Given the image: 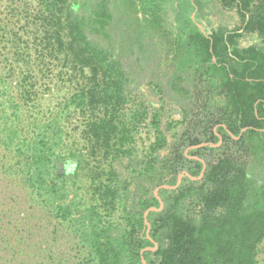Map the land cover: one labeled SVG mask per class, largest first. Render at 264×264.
I'll return each mask as SVG.
<instances>
[{
	"label": "trees",
	"instance_id": "1",
	"mask_svg": "<svg viewBox=\"0 0 264 264\" xmlns=\"http://www.w3.org/2000/svg\"><path fill=\"white\" fill-rule=\"evenodd\" d=\"M209 8L238 22L203 30ZM247 36L257 41L243 45ZM144 126L155 138L140 149ZM217 132L216 153L185 152ZM190 155L205 158L202 177L164 187L184 170L200 175ZM259 169L264 0H0L2 221L23 200L73 230L93 264H144L151 238L148 264H258ZM158 186L164 206L148 213V234ZM20 213L13 253L37 229Z\"/></svg>",
	"mask_w": 264,
	"mask_h": 264
},
{
	"label": "rangeland",
	"instance_id": "2",
	"mask_svg": "<svg viewBox=\"0 0 264 264\" xmlns=\"http://www.w3.org/2000/svg\"><path fill=\"white\" fill-rule=\"evenodd\" d=\"M209 9L211 11L209 14L210 21L206 18H202L201 21L204 25V30L206 31L211 30L212 27L217 28L219 26L232 28L238 22L239 17L235 11L217 10L218 8H213L212 11L211 8ZM209 9H206L205 11L208 13ZM195 13L196 11L192 13V16L196 20ZM256 41L257 38L255 36H247L242 39L241 43L247 45ZM141 75L143 76L144 74ZM181 117L182 113L180 111H175L171 115V118L174 119ZM140 130L141 133L137 136L136 145L140 149H147L149 143L155 138L153 129L151 126H144L141 127ZM256 175L262 182H264V172L261 169L256 171ZM2 181L3 179L0 173L1 188L4 187L3 185L7 184L4 180L2 185ZM6 189L8 192L14 193L15 185L11 184L10 189ZM10 203L12 204L11 201ZM6 206H9V203ZM12 206L13 217L11 219L8 217L5 218V221L0 219V264H93L92 261L84 262L86 247L80 242V238L69 227L66 228L63 226L60 228V225L54 227L55 220L53 218L44 216L43 212L38 209L31 210L25 201L19 200L18 198L13 202ZM24 210H28V213H32L36 216L35 218L29 219V221L32 225H37L35 227L37 229H32L34 233L31 234L27 243L23 244V242L15 245L14 249L16 253H13V250L9 247L11 244L9 241H6V237L9 235L12 240H14V235L17 234V230L14 227L16 217L18 214H21L20 211L24 213ZM38 213L43 217L40 221H38ZM120 214L121 211L118 212V215ZM9 219L14 223L10 222ZM18 225L20 226L22 224ZM258 261V264H264V239L259 245Z\"/></svg>",
	"mask_w": 264,
	"mask_h": 264
},
{
	"label": "flooded vegetation",
	"instance_id": "3",
	"mask_svg": "<svg viewBox=\"0 0 264 264\" xmlns=\"http://www.w3.org/2000/svg\"><path fill=\"white\" fill-rule=\"evenodd\" d=\"M203 25V24H202ZM151 92V91H150ZM161 95V94H160ZM159 95V97H158V99L162 96H160ZM165 96V95H164ZM161 99V98H160ZM161 101H163V100H161ZM161 105V102H159V103H157V106H160ZM178 111V110H177ZM181 112V111H180ZM182 113V112H181ZM217 136H218V141L216 142V143H218L219 145L218 146H211V145H209V146H211V147H214V148H216V149H214V153H216V151H217V149L218 148H220L222 145H223V143H224V140H225V134H223V133H220V132H217ZM209 143H214V142H209ZM198 145V144H197ZM193 146H195V145H193ZM207 146V145H206ZM201 147H204V146H199V147H192V146H189V147H187L186 148V150H185V152L186 153H188V152H191L192 150H195V149H197V148H201ZM190 156H192V157H194V156H197V157H200V156H198V155H190ZM200 159H202V162H203V168H202V170H201V173H200V175L198 176V177H196V178H201L202 177V175L204 174V171H205V169H206V167H207V162H206V160H205V158H202V157H200ZM187 170H184L183 171V173H184V176H183V178L185 177V172H186ZM188 172V171H187ZM182 173V172H181ZM179 177V176H178ZM183 178H182V180H183ZM178 180V179H177ZM182 182V181H181ZM181 184V183H180ZM159 187V186H158ZM157 187V188H158ZM156 188V189H157ZM156 191V190H155ZM156 196H157V199L159 200V202H160V204H159V206L157 207L158 209L157 210H161L162 208H163V206H164V199L162 198V196L161 195H159L158 194V192L156 193ZM151 207H153V206H151ZM154 207H156V206H154ZM152 211V210H151ZM146 219L148 220V218H145V223L147 224V229H146V231H147V233L149 234V232L151 231V227H152V224H151V222L148 220V222L149 223H147L146 222ZM151 240H152V242L154 243V246H148V247H155V249H157L158 248V246H159V243L157 242V240H155V239H153V238H151ZM155 243H156V245H155ZM146 248V247H145ZM155 249H153V250H155Z\"/></svg>",
	"mask_w": 264,
	"mask_h": 264
},
{
	"label": "water",
	"instance_id": "4",
	"mask_svg": "<svg viewBox=\"0 0 264 264\" xmlns=\"http://www.w3.org/2000/svg\"><path fill=\"white\" fill-rule=\"evenodd\" d=\"M198 25L204 30V26H203L202 24L198 23ZM246 129H247V128H243V129L241 130V134H242ZM206 145L218 146L219 144H218V143L201 142V143H199L198 145H195V146H192V147L194 148V147L206 146ZM194 157L200 159V157H197V156H194ZM200 160H202V159H200ZM185 174L188 175V176H191L192 178H196L195 176H192V175H191L189 172H187V171L185 172ZM183 176H184V173L182 172V173L179 174V177H178V180H177L176 184H174V185H168V184H166V185H163V186H164V187H167V188H176L178 185H180ZM160 188H161V186H159V187L156 189L155 193H157L158 190H159ZM157 209H158V208H157V207H154V206L148 208V209L146 210V212H145V218H147L148 213H149L151 210H157ZM146 222L149 223L147 219H146ZM155 245H156V243H155ZM147 249H155V247H146V248H144V249L142 250V261H143L144 264H148L147 260H146V259L144 258V256H143L144 251L147 250Z\"/></svg>",
	"mask_w": 264,
	"mask_h": 264
}]
</instances>
